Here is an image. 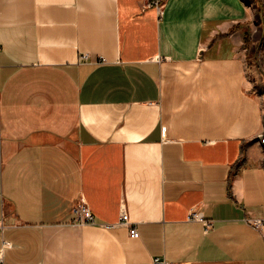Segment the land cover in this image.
<instances>
[{"label": "crops", "instance_id": "0c3cea01", "mask_svg": "<svg viewBox=\"0 0 264 264\" xmlns=\"http://www.w3.org/2000/svg\"><path fill=\"white\" fill-rule=\"evenodd\" d=\"M257 10L0 0V264H264Z\"/></svg>", "mask_w": 264, "mask_h": 264}, {"label": "built area", "instance_id": "2783aa9c", "mask_svg": "<svg viewBox=\"0 0 264 264\" xmlns=\"http://www.w3.org/2000/svg\"><path fill=\"white\" fill-rule=\"evenodd\" d=\"M159 9H160V13H161L162 7L160 6ZM261 142L264 144V135L261 136ZM74 214L76 216V219H75L76 223H79V224H95L96 223V220H95L93 213L91 212L90 208L88 207V205L84 201H81L77 205V207H75ZM190 218H192L194 220H199V219H202V216L200 215V212L198 210H194L191 212ZM204 222L206 225V229L208 230V228L211 225V222L207 221V220ZM120 224H124V225L130 224L129 219H128V215L126 213H124L122 215ZM263 224H264L263 220H258L256 222V226H258V227L263 225ZM130 234L132 237H136L138 235L137 229L131 227ZM3 251H4V248L0 249V263H2V261H3ZM153 264H170V263L167 262L166 260H163L160 258H155L153 261Z\"/></svg>", "mask_w": 264, "mask_h": 264}, {"label": "rangeland", "instance_id": "374dc122", "mask_svg": "<svg viewBox=\"0 0 264 264\" xmlns=\"http://www.w3.org/2000/svg\"><path fill=\"white\" fill-rule=\"evenodd\" d=\"M250 4L258 6L256 11L255 30L257 32H264V0H247ZM251 44V43H250ZM252 70L255 72V76L259 79H264V37L256 47V50L251 54Z\"/></svg>", "mask_w": 264, "mask_h": 264}, {"label": "trees", "instance_id": "16d2710c", "mask_svg": "<svg viewBox=\"0 0 264 264\" xmlns=\"http://www.w3.org/2000/svg\"><path fill=\"white\" fill-rule=\"evenodd\" d=\"M249 40H250V35L247 34V36H246V43H247Z\"/></svg>", "mask_w": 264, "mask_h": 264}]
</instances>
